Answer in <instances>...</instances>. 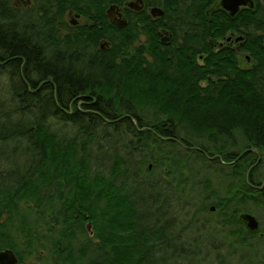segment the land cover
<instances>
[{
	"label": "trees",
	"instance_id": "trees-1",
	"mask_svg": "<svg viewBox=\"0 0 264 264\" xmlns=\"http://www.w3.org/2000/svg\"><path fill=\"white\" fill-rule=\"evenodd\" d=\"M128 1L0 0V75L7 78L0 151L8 146L26 158L21 172L0 167V242L18 243L8 229L18 220L26 257L45 248L53 264H157L149 246L179 224L172 215L162 219L212 152L208 143L222 177L230 175L222 160L255 158L248 149L223 151L235 132L264 148V11L214 17L202 12L207 0H143L141 10ZM114 3L125 25L109 20L106 8ZM151 4L164 14L151 15ZM71 12L84 21L67 20ZM237 23L247 31L240 50L248 66L235 47L215 49L208 41ZM161 26L173 32L169 43L158 36ZM133 75L143 88L131 84ZM94 154L111 155L109 171L93 169ZM158 168L179 175L174 189L158 187ZM141 172L153 176L148 195L129 187L130 175L136 182ZM235 176L242 180L236 192L245 186L263 199L245 176ZM236 192L216 205L233 202L223 221L238 223L232 232L246 242L258 229L242 227L236 203L246 198ZM210 195L198 189L203 201ZM142 201H149L144 210Z\"/></svg>",
	"mask_w": 264,
	"mask_h": 264
},
{
	"label": "rangeland",
	"instance_id": "rangeland-1",
	"mask_svg": "<svg viewBox=\"0 0 264 264\" xmlns=\"http://www.w3.org/2000/svg\"><path fill=\"white\" fill-rule=\"evenodd\" d=\"M11 1L20 3L19 0ZM25 6L31 7L32 4L29 1L25 3ZM119 11L122 16L120 8ZM75 18L72 12L66 16V19L69 21H73ZM77 21L82 22L84 18L77 17L76 22ZM241 57V59L244 58L243 56ZM6 80V76L0 75V98L6 97L3 96L4 91L2 89ZM130 80L131 84H134L133 86L137 84L139 89L143 88L140 87L141 82L143 83L140 76L133 75ZM142 97L143 93L139 98ZM152 106L151 104V107ZM61 131L62 130H58V132ZM164 147L167 149L168 145ZM208 148L211 149L212 152L206 155L205 160H202V158L196 163V166L192 170L193 177L190 178V184H182L185 186V195L182 196V198L180 197L179 200L174 201V193L169 190L171 192V200H173L172 208L170 210L168 208L169 212L162 220L170 222L169 217L172 215L173 218H175L174 222H179V224L166 227V229L159 234L162 240L150 244L149 249L154 250L152 258L157 264H264V235H260V232H264V199H260V195L255 191L247 190L245 186L241 187L244 191L238 190L236 192V188H240L242 185V180L235 176V174L239 177L245 176L248 183L250 181L252 184L257 183V185H259L258 182L261 183L264 181V148L248 145L242 135L239 132H235L233 140L227 143L225 142V145H223V151L237 154L248 149L251 154L259 155H255L253 163H247L243 160L238 161L237 159H227L226 163H224L225 159L222 160L224 167L230 172V175L227 177H222L214 172L215 166L213 164L215 162L212 163V159L217 156V153L211 143H208ZM146 154H149V151H146ZM218 155L223 157L225 154L222 153ZM110 156L111 155L108 154H94L93 159H91V166L94 170L100 169L106 172L109 171ZM257 156L259 157V164L254 163ZM25 161L26 158L24 154H13L11 148L8 146H5V148L0 151V167H6L7 170L12 169L21 172L23 171ZM149 163L152 164V162ZM152 173L155 179L159 181L158 187L163 185L165 188L174 189L177 186L179 180L178 174L166 175L161 168L154 170ZM140 174V177L136 178V182L131 181L133 180V175H130L129 184L131 185H129V187L132 188L131 190L135 189L137 195L144 193L148 195V191L153 190L152 186L148 184L153 176L149 178L145 172H141ZM242 174L243 176H240ZM200 188L206 193L210 192L211 194L207 197V201H205L206 199L204 200L205 202L203 198L198 197V189ZM211 189H214V191H211ZM235 192L238 194V198H240V196L246 198L236 203V206L239 208L236 212L237 217L241 212H250L257 217L260 223L258 225V231L251 234L252 239L249 238L250 240L246 242L238 241L240 236L238 237V235H234L232 232L235 227L238 226V223L234 224V222H232L231 224H226L225 221H223V219H226L225 216L231 212L230 209L233 208V202L230 204V201L228 203L230 205L226 207L224 203L223 205H221L222 203L216 205L218 204L216 203L218 202L217 200H228L229 196H233ZM152 194L153 193H151V195ZM161 197L162 195L159 196V198ZM148 202H139L138 206L141 208L140 210H144L143 208L146 209L148 207ZM212 205L214 209L210 208ZM147 222L148 225H151L152 219H145L143 224L145 225ZM84 224L88 235L92 236L93 230L90 221L86 220ZM244 226V223H242V227ZM8 229L17 237L18 220L14 219L10 222ZM48 250L42 248L38 253L32 254V256L28 255L25 264H53L51 252Z\"/></svg>",
	"mask_w": 264,
	"mask_h": 264
},
{
	"label": "flooded vegetation",
	"instance_id": "flooded-vegetation-1",
	"mask_svg": "<svg viewBox=\"0 0 264 264\" xmlns=\"http://www.w3.org/2000/svg\"><path fill=\"white\" fill-rule=\"evenodd\" d=\"M222 5H223L222 0H207L205 6L202 8V12L207 15L212 14L214 15V17H216V15H219V14L220 15L229 14L230 16L236 15L238 13L245 14L246 12H249L250 10L252 11L256 10L258 12L264 11V0H246L245 3H242L238 6L235 13H232L230 9ZM155 6L157 5L151 4L148 6V10L151 15H153L151 13V8ZM157 7L161 8L160 6H157ZM197 11L198 12L201 11L200 8L197 9ZM163 14L164 12L161 15ZM161 15H153V16H161ZM241 24L247 25V19L245 18L242 19ZM236 26L239 27V23H237ZM165 31H169L170 33L169 39H163V37L166 35ZM246 33L247 31H244L243 28L241 29L239 27L237 30H233L231 27H228V29H226L222 35H215L211 37L210 39H208V41L211 46L215 47V49H218L219 47L224 46V45L235 47L236 52H237V59L239 63L248 66L250 59L248 55H246L244 52L240 50V45L242 44L244 40H246V37L248 36ZM158 36L161 42L169 43L171 41V38H173L174 35L170 28L166 26H161L158 29ZM241 56H243L244 58L246 57V60L241 59L242 58ZM255 155H259V154H255ZM258 161H259V157L257 156L256 161L254 163L256 164L258 163ZM249 184L253 188H257L258 190H260L262 194V198L264 199V181H262L261 183L258 182L259 185H257V183L252 184L250 181H249ZM260 235H264V232H260ZM17 238H18V243L13 246H11L6 241L0 242V251H7V254H6L7 261L13 260V258L15 257L16 261H14L12 264H25L26 256H25V248H24L25 247L24 236L23 234L20 233L18 234Z\"/></svg>",
	"mask_w": 264,
	"mask_h": 264
},
{
	"label": "water",
	"instance_id": "water-1",
	"mask_svg": "<svg viewBox=\"0 0 264 264\" xmlns=\"http://www.w3.org/2000/svg\"><path fill=\"white\" fill-rule=\"evenodd\" d=\"M246 0H222V6L228 8L231 10L232 13H235L238 6L242 3H245ZM144 1L143 0H129L127 2V5L131 8H134L135 10H141L143 7ZM119 6L114 4L109 5L106 8V13L109 17V20L113 23H116L118 26L125 25L127 21L121 16V13L119 11ZM151 13L153 15H161L163 13L162 9L155 6L151 8ZM79 16V14H76V18ZM76 18L72 21L73 23H76ZM166 35L163 37V39H169L170 33L169 31H165ZM105 42H101V47L104 48ZM152 164H149V167H151ZM211 209H214L213 205L210 206ZM239 219L244 223V227H246L248 230H256L258 229L259 220L257 217L250 213V212H241L239 214ZM6 254L7 251H0V264H12L14 261H16L15 257L13 260L7 261L6 260ZM13 254V253H12ZM14 256V255H13Z\"/></svg>",
	"mask_w": 264,
	"mask_h": 264
}]
</instances>
